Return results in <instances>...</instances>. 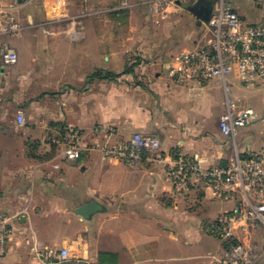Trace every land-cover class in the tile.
<instances>
[{"label": "crops", "instance_id": "crops-1", "mask_svg": "<svg viewBox=\"0 0 264 264\" xmlns=\"http://www.w3.org/2000/svg\"><path fill=\"white\" fill-rule=\"evenodd\" d=\"M148 1L4 0L23 31L0 35V48L9 44L18 54L11 66L0 56V219L13 228L0 264H44L39 251L64 247L72 257L63 264L224 259L228 247L216 225L238 196L201 184L179 195L161 165L133 169L96 149L143 133L159 140L168 160L178 152L206 169L227 165L236 152L264 154L262 87L234 76L228 88L184 87L171 79L172 59L203 30V6L158 16ZM229 1L249 23H264V0ZM111 73L117 77H106ZM245 108L255 110L253 123L226 137L222 116ZM66 126L83 135L79 162L67 161L52 143ZM103 127L114 133H97ZM90 202L97 212L75 213ZM232 232L253 249L254 264H264V226L236 220Z\"/></svg>", "mask_w": 264, "mask_h": 264}, {"label": "built area", "instance_id": "built-area-1", "mask_svg": "<svg viewBox=\"0 0 264 264\" xmlns=\"http://www.w3.org/2000/svg\"><path fill=\"white\" fill-rule=\"evenodd\" d=\"M199 0H149L153 15L167 16L191 8ZM0 0V35L19 36L22 25L13 15L3 9ZM126 2L123 7H126ZM4 66L17 63L15 48L5 44L0 48ZM172 81L184 87H204L211 82H221L226 87L228 79L234 76L247 86L264 89V23L253 24L245 20L229 0H214L213 12L207 24H203L202 35L192 48L183 51L170 63ZM228 88V87H227ZM256 112L245 108L225 113L221 118V130L226 137L253 123ZM264 124V116L261 118ZM20 124L24 118L19 117ZM97 133L111 136L114 129L103 127ZM83 135L73 126L62 129L59 138L52 143L60 146L64 158L79 162L85 151ZM106 158H114L133 169L159 164L179 195H185L198 184L211 188L226 198L238 196L239 203L234 210L221 217L216 225L217 232L228 249L221 264H254L255 253L251 247L239 240L232 232V224L241 220L249 227L264 226V154L248 151L234 153L225 166L206 169L195 157L190 158L173 152L170 159L160 149L161 144L154 136L135 133L129 140L111 144H97ZM13 228L6 218L0 219V259L8 252ZM44 264H63L72 253L69 248L45 249L37 253Z\"/></svg>", "mask_w": 264, "mask_h": 264}, {"label": "water", "instance_id": "water-1", "mask_svg": "<svg viewBox=\"0 0 264 264\" xmlns=\"http://www.w3.org/2000/svg\"><path fill=\"white\" fill-rule=\"evenodd\" d=\"M19 1L23 2L24 0H19ZM201 6H203V13L201 14L200 18H201V21H203V23L207 24L213 12V2L211 0H199L196 4H194L190 8V10L196 11V12L200 11ZM98 208L99 206L96 202H90L78 208L75 211V213L83 217H89L95 212H97Z\"/></svg>", "mask_w": 264, "mask_h": 264}, {"label": "rangeland", "instance_id": "rangeland-1", "mask_svg": "<svg viewBox=\"0 0 264 264\" xmlns=\"http://www.w3.org/2000/svg\"><path fill=\"white\" fill-rule=\"evenodd\" d=\"M136 21H138V18L136 19ZM28 31H29V30H27V28H25V32H28ZM201 35H202V30H200V29H199V30H196V32L194 33V39L197 38V40H199V39L201 38ZM194 39H193V40H194ZM197 40H196V41H197ZM196 41H195V42H196ZM172 58H173V57H172ZM169 69H170V66H169L168 70H169ZM252 87H257V86L255 85V86H252Z\"/></svg>", "mask_w": 264, "mask_h": 264}, {"label": "trees", "instance_id": "trees-1", "mask_svg": "<svg viewBox=\"0 0 264 264\" xmlns=\"http://www.w3.org/2000/svg\"><path fill=\"white\" fill-rule=\"evenodd\" d=\"M133 68H134V65L132 66V70H133ZM128 70H129V69H128ZM132 70H129V71L132 72ZM97 76H100V74L97 75ZM109 76H111V77H117V75H116L115 73H111L110 75H109V74H106V77H109ZM100 77H101V76H100Z\"/></svg>", "mask_w": 264, "mask_h": 264}]
</instances>
